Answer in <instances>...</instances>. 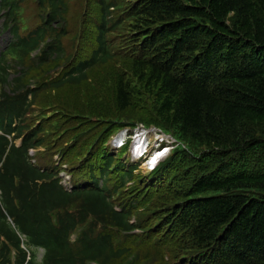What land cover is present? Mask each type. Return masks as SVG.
Instances as JSON below:
<instances>
[{"label":"trees","instance_id":"trees-1","mask_svg":"<svg viewBox=\"0 0 264 264\" xmlns=\"http://www.w3.org/2000/svg\"><path fill=\"white\" fill-rule=\"evenodd\" d=\"M25 2L0 0V8L7 9V16L14 20L9 30L15 37L3 56L10 55V64L5 60L0 65V129L11 132L13 118L31 110L43 92L84 81L92 66L114 56L128 58L131 78L118 77L116 110L144 105L151 117L148 124L192 147L178 146L156 174L147 176L154 187H164L173 166L191 170L189 186L173 189L175 203L158 217L159 230L144 238L142 244L147 246L137 252L147 264H264V0H96L98 44L85 60L76 59L74 67L64 73L60 62L73 59H64L65 30L60 32L57 25L64 23L66 0H36L48 12L28 36H22L17 17L21 13L27 22ZM125 26H129L124 47L128 50L123 53V47L115 49L117 42L106 35ZM50 36L54 40L46 42ZM38 48L40 54L33 56ZM13 71L14 82L10 80ZM31 82L35 87H30ZM42 130L27 135L22 148L12 146L6 156L9 140L0 135L4 204V209L0 206V234L17 245L25 237L28 248L33 247L29 264H44L36 261L38 247L53 254V264L121 260L132 249L115 246L111 233L83 235L77 250L66 243V228L89 215L95 216L94 226L101 223L104 229L112 226L130 232L137 226L131 222V210H114L105 184L103 189L97 186L68 194L55 181H46L52 172L34 168L25 153L29 145L43 142L38 135ZM186 153L197 162L187 163ZM102 159L106 176L116 157L104 152ZM137 166L125 169L120 164L125 169L121 185L133 179ZM15 197L20 199L19 206ZM70 203L77 208L75 214L66 216L69 225L53 228L47 212L56 207L67 211ZM13 214L15 226L7 218ZM155 233L160 236L152 241ZM164 235L173 236L189 252L171 260L162 249Z\"/></svg>","mask_w":264,"mask_h":264},{"label":"rangeland","instance_id":"rangeland-1","mask_svg":"<svg viewBox=\"0 0 264 264\" xmlns=\"http://www.w3.org/2000/svg\"><path fill=\"white\" fill-rule=\"evenodd\" d=\"M96 0H66L64 10V23L57 24L59 31L65 34L63 44L69 51L73 52L80 45L90 48V45L98 44L99 30L96 20L99 18L100 10L95 7ZM24 15L38 17L42 19L46 16L48 10H43L37 6L36 0H27L24 3ZM117 16L118 12L113 11ZM31 23V21H30ZM0 24V51L5 48L10 36L1 32ZM129 26L123 29L108 32L107 39H113L117 42L115 49L125 47L127 43ZM128 49L121 50L123 53ZM68 51V52H69ZM67 52V53H68ZM130 76V62L124 56H114L109 62L92 67L87 75V79L80 84H70L59 90L43 92L38 100L36 110L38 114L35 117L34 127L41 122L45 124L46 131L44 136L48 147H57L60 142L61 148L72 150L73 154H79L81 157H89L95 163L101 153L105 150L104 144L110 141L112 146V137L116 134L129 133L138 122L150 121L147 108L144 105H136L135 110L119 112L115 108V86L119 75ZM15 72L10 75V80L14 82ZM135 96H140L136 94ZM145 101L143 100V104ZM143 120H142V119ZM148 125V124H147ZM178 138V137H177ZM179 142L186 144L188 149H192L191 144L186 141ZM182 148V145L180 146ZM204 150V147H200ZM124 155V151L120 152ZM187 163H196L197 160L185 154ZM75 158L74 163L78 162ZM133 160L128 154L120 160L119 164ZM120 169L116 168L115 172ZM134 173L133 180L126 188L119 193L115 203L131 210L132 219L139 227V238H148L153 231L159 230V216L169 212L170 206L175 203L173 197L174 190H182L189 186L191 181V170L186 172L182 166H173L169 171L168 186L154 187L152 179L145 177L142 171ZM172 171V173H171ZM145 175V176H144ZM134 206V208L132 207ZM13 226V223L9 221ZM152 236V241H157L159 234ZM179 235H177L178 237ZM163 249L165 254L172 260H177L181 255L189 252L188 249L178 246L179 241L173 236H163ZM43 249L36 252V259L40 260ZM144 264L142 256L135 257L134 253L128 254L124 259L116 261L114 264Z\"/></svg>","mask_w":264,"mask_h":264}]
</instances>
